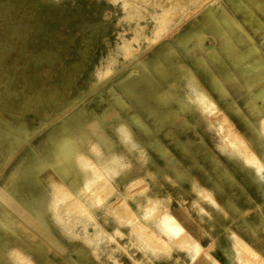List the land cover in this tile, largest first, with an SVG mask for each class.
<instances>
[{
	"label": "crops",
	"instance_id": "crops-1",
	"mask_svg": "<svg viewBox=\"0 0 264 264\" xmlns=\"http://www.w3.org/2000/svg\"><path fill=\"white\" fill-rule=\"evenodd\" d=\"M251 7L246 5L244 8ZM208 9L213 13L212 16L206 15L208 21H194L187 27L200 28L196 33L199 47H195V50L192 47L194 44L192 45L190 38L195 35L192 32L181 37L180 48L183 47V50H180V54L185 57L190 55L187 64L191 68L196 62L191 59L192 55L205 64L207 69L211 65L216 67V73L220 76L213 73L212 83L221 94L227 95L222 79L234 80L232 72L236 69L244 81L255 80V72L262 66L261 58L264 57L254 38L244 28L225 27L226 10L218 1ZM218 10H221L220 14L217 13ZM206 25L215 28L214 48L203 43L211 41L210 38L198 34ZM176 29L167 32L155 45ZM238 43H243L245 48H239ZM174 44H179L176 38ZM158 48L160 55L161 47ZM176 50L175 48V57ZM258 53L260 57L254 58ZM176 68L179 69L172 52L160 61L155 71H143L137 83L134 78L132 84L123 85V92L128 95L122 94L121 98H117V103H122L123 106H111V110L118 109L111 112H119L121 120L104 121L91 106L78 105L71 111L67 109L53 124L43 128L34 139L37 151L30 155L34 168L27 178L21 179L18 186L7 184L5 188L3 180L1 181L0 203L3 204L1 210L4 211L0 212V226L7 224L6 214L14 217L19 227L17 240L25 247L14 245L21 252V257L26 256L31 260L30 264H216L213 258L221 264H243L238 257L243 255L238 253L236 244V238H240L264 258V179L257 176L256 170L262 171L257 168V164L254 163L255 170L237 153H201L204 152L208 138L201 139L194 148L196 138L190 137L186 141L182 137L184 132L190 133V129L196 126H191L182 133L184 155L177 145L175 147L170 136L159 138L160 148L150 151L144 139L134 130L129 118V113L133 112V104L150 117L143 87L147 90L157 89L156 82L161 80L164 83L161 85L163 89L158 88L157 95L163 91L171 94L169 80ZM200 71L206 73V70ZM263 77L260 75V79ZM193 78L199 80L193 75L189 80ZM104 84H107L108 91L115 92L114 88L111 89L110 82ZM156 96H147L149 106L154 119L162 121L165 115L154 104ZM96 118H99L97 124L94 121ZM123 120L136 136L122 129ZM92 121L93 125L84 124ZM148 126L144 124L145 128ZM238 126L243 130L242 126ZM157 127L160 133L158 124ZM169 131L166 129L164 134H169ZM254 133L256 135L257 129H254ZM70 140H75L81 149L80 155L88 160L82 166L75 162L74 153L68 147ZM139 142L142 146L140 168L144 186L142 192L131 195L130 181L134 178V172L138 174V170H135L134 145ZM197 148H201L200 153ZM260 149L256 146L255 153L262 158ZM111 159H114L115 165L117 159H121L122 165L110 179L115 186L114 194L107 203L100 205L93 199L92 192L86 191V185L97 181L94 174L96 169L101 170V162L107 163ZM10 173L8 170L5 177L13 175ZM117 180L124 182V185L117 186ZM60 187L68 189L73 197H60ZM76 198L83 201L90 216L79 222L60 217L61 214H69L72 210L70 204ZM124 199L133 210L141 212V215L138 214V221L144 224L147 222L142 213L151 205H156L159 214H171L190 236L203 244L205 251L194 257L191 251L178 248V238L171 241L172 249L169 252L159 251L157 255L139 247L135 241L134 224L121 221L111 211ZM152 224L154 221L150 223V229H155ZM10 264L19 263L13 261ZM24 264L27 262L24 261Z\"/></svg>",
	"mask_w": 264,
	"mask_h": 264
},
{
	"label": "rangeland",
	"instance_id": "rangeland-1",
	"mask_svg": "<svg viewBox=\"0 0 264 264\" xmlns=\"http://www.w3.org/2000/svg\"><path fill=\"white\" fill-rule=\"evenodd\" d=\"M215 1L221 0H203L205 4L203 8L175 27L177 28L175 31L166 35L152 48L148 47L145 38H140L139 42L133 41L132 44L140 47V51L132 57L127 56L128 47H124L118 34L123 32L128 37L134 35V31L132 32L128 28L130 24L127 21L117 22V19L124 13L121 1L115 3L113 0H0V133L1 116L6 114L16 120L23 117L26 124L34 128L32 140L37 138L43 131V126L40 125L42 117L34 101H37L41 107L52 104L60 105L59 100L69 104L72 102V98L77 97L68 107V111L77 108L78 105L91 106L96 115H99V118H104V121L121 120L119 112L117 114L111 112L118 109L111 110V106L112 104L114 107L115 105L123 106L122 103H117L118 96L128 95L123 92V85L132 84L134 78V82L137 83V79L139 80L143 71H155L160 61L173 52V58L178 63L179 69L176 68L177 70L170 76L169 82L172 93L163 91L157 95V92L163 89L161 85L164 83L161 80L157 81L155 85L158 86L159 90H157L158 88L147 90L143 87V92L147 96L154 97L157 95L154 104L163 111L165 118L162 121L154 119L148 97L144 95L146 109L150 117L144 112H140L141 110L133 104V112L129 113V118L133 123L135 132L144 139L146 147L150 151L160 148L159 138L170 136L175 147L177 145L183 155L185 154V147L182 137L186 138V141L190 137L196 138L197 142L194 140L196 142L193 144L194 148L202 141L201 139L208 138L204 152L200 151L201 148H197L199 153L219 155L229 152L231 154L237 153L243 157L247 165L253 166L256 170L254 163L249 161L244 148L237 142H233L228 137L227 132L223 131L219 113L212 114L204 105L201 106L198 103L195 89L192 88L188 79L191 75H195L199 79L215 98L219 107L221 106L220 108L229 115L234 126L240 130L250 146L254 150L256 146L261 148L262 158L257 155L264 162V129L261 127V118L264 116V58H261L262 66L255 72V80H248L250 83L248 86L236 69H233L232 72L235 77L234 80L228 81L223 78V86L228 93L223 95L212 83L213 73L220 76L216 73L218 70L216 67L211 65V68L207 69L205 64L192 55L191 59L196 62L191 68L187 64L190 55L185 57L180 54V50H183V47L180 48L182 46L181 37L192 32L195 34L190 38L192 45L194 44L192 47L194 50L195 47H199L196 33L200 28L187 27L192 25L194 21H208V17L205 15L206 10L214 5ZM234 1V3L231 2L232 5L230 2L226 4L227 13L232 17L234 16L235 18H233L238 24L254 38L256 45L261 49V55L264 57V12L256 6L244 8L248 5V0H246L247 4L241 0ZM236 4L239 5V8ZM217 13L220 14L221 10H218ZM125 27H127L126 31H124ZM214 30L215 28L206 25L198 33L199 36L206 35L211 39V41L203 42L209 48H214ZM184 31L187 33H183ZM175 38L179 43L177 46L174 44ZM204 45L203 47H205ZM237 45L239 48H245L243 43ZM158 47H161L160 55ZM175 48L177 49L176 57L174 55ZM260 53L254 58L260 57ZM203 56L208 60L206 54ZM106 59L108 60L106 61ZM107 66L119 69L117 74L108 81L111 84V89L114 88L115 92L113 93V90L108 91L107 84H101L96 89L88 90V85L92 87L98 83V72L106 69ZM185 67H188V70H185ZM200 70H206V73ZM260 75L263 78L260 79ZM142 85L144 86L143 82ZM80 88L86 90L80 92ZM247 98H251L255 111H252L251 106L246 103ZM99 118L94 120L95 124ZM94 121L84 124L90 126L94 124ZM144 124L149 126L145 128ZM157 124L160 126V133H158ZM170 124L172 127L169 126ZM238 125L242 126L243 130ZM191 126L196 127L191 128L190 133L184 132L188 131ZM166 129L170 130L169 134H164ZM254 129H257L256 135ZM256 137L257 145H255ZM25 147L26 145L20 148L6 164L2 166L0 164V183ZM141 147V142L134 145L135 170H138V174L134 172V178L130 181L131 195L142 192L144 186L140 168V162L143 158ZM2 152L0 149V159L3 156ZM113 161L114 159L107 163L101 162L100 172L94 173L96 180H101L104 175L109 179L114 177L118 172L117 169L122 165V161L117 159L118 165H115ZM257 168L261 169L258 166ZM256 172L259 178L264 179V167H262L261 172L257 170ZM116 183L117 186L124 185V182L119 180ZM145 187H148L147 181ZM108 191H110L109 195L97 204L107 203L115 192V186H112L111 189L108 188L105 192ZM91 195L93 194L91 193ZM79 202H81V208H72L68 215L61 214L60 217L79 222L90 216V212L86 209L83 201ZM2 206L3 204L0 203V212L4 211L1 210ZM111 211L121 221L134 224L135 241L138 246L144 247L155 255L159 251L169 252L172 249L171 241L175 238H178L176 241L178 248L191 251L194 257L205 251L203 244L190 236L185 228L182 233L176 236L166 234L159 226L162 213L159 214L156 205H151L142 213L147 224L138 221V214L141 215V212L138 213L133 210L125 199L121 200ZM11 217L10 214H6L7 224L0 226V264H10L13 261L24 264V261L28 259L26 256L22 255L23 257L19 258L18 254L9 253L6 249L11 247L18 251L14 246L15 244H18L20 248H25L17 240L19 236L18 223L14 221V217ZM152 221H154L152 225L155 229H150L149 225ZM237 241L238 238H236ZM197 243L202 246L200 253L197 251ZM134 247H137L135 243ZM238 257L243 264H246L243 256ZM252 260L260 264L264 258L258 254L257 257H252Z\"/></svg>",
	"mask_w": 264,
	"mask_h": 264
},
{
	"label": "bare ground",
	"instance_id": "bare-ground-1",
	"mask_svg": "<svg viewBox=\"0 0 264 264\" xmlns=\"http://www.w3.org/2000/svg\"><path fill=\"white\" fill-rule=\"evenodd\" d=\"M113 1L115 3H116V1H121V6H122V9L124 10V13L117 19V22H121V20L127 21L128 24H130V26L128 28L130 30H132V32L134 31V35L131 36L132 35L131 34L130 35L131 37H128L123 32L118 33L120 35V38H121V43L124 44V47L125 46L128 47V51L126 50L127 56H132V57H134L138 53V51H140V47L134 46L132 44L133 41L139 42L140 38H145L148 42V47L151 48L167 32H169L173 28L179 26L183 21L188 20V18H190L191 16L196 14V12H198L205 5L203 0H113ZM233 1L234 0H223V1L221 0V1H218V3L222 8H224L226 10V4L227 3L229 4V2L234 3L235 1L234 2ZM241 1L246 3V0H241ZM248 1L250 4H252V5H250L248 3V5L256 6L261 11L264 12V0H248ZM232 3H231V5H232ZM232 8H234V7H232ZM237 8H239V5H237ZM212 14L213 13H212L211 9L206 10L205 15L212 16ZM225 14L227 16L225 19V27L226 28H243L234 19L235 18L234 16H233L234 17L233 18L232 16H230L227 13V10H226ZM141 20H143V21H141ZM263 20H262V22H263ZM125 28L126 29H124V31L127 30V27H125ZM196 28H198V26H196ZM218 28H221V27L218 26ZM107 60L108 59H106V61ZM118 70H119L118 68H112V67L107 66L106 69L101 70V72H98V74H99L98 83L94 84L92 87L90 85H88V90L89 89L90 90L95 89L99 85L106 83L114 75L117 74ZM193 77H195V76L193 75ZM189 82L191 83L192 88L195 89L198 103L201 104V106L204 105L208 110H210V112L212 114L219 113L223 131L227 132L228 137L233 142H237L238 144H240L244 148V150L248 154V159H250L253 163L257 164L258 167H261V169H262V167H264V163L259 158V156L255 153V150L250 146V143L243 136V134L240 132V130H238L236 128V126H234L229 115L220 108L221 106L219 107L215 98H213L208 93L206 88L203 86V84L199 80L193 78L192 80H189ZM244 82L246 83L247 86L250 84L248 80H245ZM126 89L129 90L128 87ZM85 90L86 89H84V88L79 89L80 92H83ZM75 99H77V97L72 98L71 103H73L75 101ZM59 101H60V105L52 104L50 106H41V107L38 105L37 101H34L35 105H36V107H37V109L40 112V115L42 117V120H40L41 121L40 125L43 126V128L53 124V122L56 119H58L71 105V103L65 104V102H63V100H59ZM246 103L251 106L250 109L252 111H255V108H254V105H253L251 98H247ZM2 116H1L0 149H1V151H3L2 152L3 156L0 159L1 166L6 164L9 161V159H11V157L16 155V152L20 148H23V146L26 145V147L17 156V158L15 159V161L12 163L11 167L9 168V170L11 171L10 174L17 175V176L15 177L12 175L9 178L5 177L3 179L2 184L5 188V186L7 184L18 186V184L21 183V179L27 178L31 169L34 168V162H32V163L30 162V155L32 152L36 153L37 144L34 140H32V133H33L34 128L27 125L25 120L23 119V117L16 120V119L11 118L9 115H6V114H2ZM126 126H127V123L124 121V123L122 125V129L124 128L128 132H132V134L134 136H136L134 131H132L129 127H126ZM261 127H262V129H264V116H262V118H261ZM67 144H68V147L74 153V158H75L76 163H79V165L82 166L85 162L88 161L87 159L85 160V158L80 155L79 152L81 151V149H80L79 145L75 142V140H70V141H68ZM22 169H23V172H22ZM98 171L100 172V169L97 168L96 172H98ZM23 173H25V174L22 176ZM8 180H9V182L7 183ZM138 182H141V181H138ZM112 186H114V185L112 184L111 180L104 175V177L101 180H97L95 183L87 184L86 185V189H87L86 191L92 192L93 199L96 201V203H100L110 193V191H108V192H105V191L108 188L111 189ZM0 191H1V186H0ZM58 194L60 195V197L62 196L64 198H72L73 197V194L68 189H66L65 187H61L58 190ZM98 194H99V196H97ZM94 196L95 197L97 196V198H95ZM0 198H1V192H0ZM79 201L80 200L76 198L75 201L70 204V206L72 208H76V209L81 208L82 205H81V202H79ZM159 223H160V225H159L160 228L166 234H168L170 236L179 235L184 230V227L179 223V221L175 217H173L171 214H168V213H162ZM164 243H167V242H164ZM201 247H202L201 244L197 243L198 253L202 252V251H200ZM7 250L9 253L15 252L16 254H18L19 258H21L20 252L15 250L14 248L12 249L11 247H8ZM237 250H238L239 254L243 255L244 262L246 264H259V263H255L252 260V257L255 258L258 256V253L246 241L238 238ZM213 260L216 262V264H221L215 258H213ZM30 261L31 260L27 259L25 262H27V264H30ZM260 264H264V260H262V262Z\"/></svg>",
	"mask_w": 264,
	"mask_h": 264
}]
</instances>
